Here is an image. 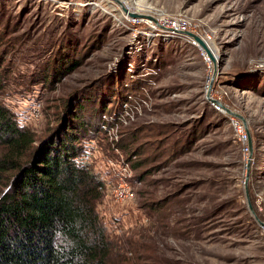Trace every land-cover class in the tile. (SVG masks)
Returning a JSON list of instances; mask_svg holds the SVG:
<instances>
[{
  "label": "rangeland",
  "instance_id": "1",
  "mask_svg": "<svg viewBox=\"0 0 264 264\" xmlns=\"http://www.w3.org/2000/svg\"><path fill=\"white\" fill-rule=\"evenodd\" d=\"M179 14L209 51L152 29ZM0 102L37 144L87 126L127 264H264V0H0Z\"/></svg>",
  "mask_w": 264,
  "mask_h": 264
},
{
  "label": "trees",
  "instance_id": "2",
  "mask_svg": "<svg viewBox=\"0 0 264 264\" xmlns=\"http://www.w3.org/2000/svg\"><path fill=\"white\" fill-rule=\"evenodd\" d=\"M86 127L37 144L0 102V264H127L97 211L104 183L84 161Z\"/></svg>",
  "mask_w": 264,
  "mask_h": 264
},
{
  "label": "built area",
  "instance_id": "3",
  "mask_svg": "<svg viewBox=\"0 0 264 264\" xmlns=\"http://www.w3.org/2000/svg\"><path fill=\"white\" fill-rule=\"evenodd\" d=\"M132 23H137L139 21L138 18H133ZM154 27L152 28L155 31H163V33H167L172 36H183L187 37L191 40L194 45H197V42L187 36V33H195L196 32V24L195 21L189 17L188 15L185 14H179L176 16H167V15H162L159 16L155 21H154ZM216 108L223 112V108L219 104H214ZM234 122V125L237 129V131L240 133V136L242 137L241 140L243 141V144H246L247 136L245 133V129L242 127V125H239L237 121H235V118L232 119ZM246 152H249L248 146L245 148ZM125 191V189H123ZM121 196H124V194H121Z\"/></svg>",
  "mask_w": 264,
  "mask_h": 264
},
{
  "label": "water",
  "instance_id": "4",
  "mask_svg": "<svg viewBox=\"0 0 264 264\" xmlns=\"http://www.w3.org/2000/svg\"><path fill=\"white\" fill-rule=\"evenodd\" d=\"M130 16L131 17H133V18H138V17H141L140 15H138V14H134V13H132V14H130ZM187 36H189V37H191V38H193L197 43H199L205 50H208V47H207V45L205 44V42H204V40H202V38H200V37H198L197 35H195V34H193V33H187L186 34ZM209 51V50H208ZM213 102H216L217 104H219V105H221L219 102H217V101H215V100H213ZM222 106V105H221ZM227 112L230 114V115H232V116H234L235 114L234 113H232L230 110H228L227 109ZM236 116V115H235ZM249 147H250V149H251V151H252V140H251V138H249ZM250 158H252V154H251V156H250ZM246 194H247V198H249V195H248V191H246ZM250 209H251V212H252V214L257 218V216L255 215V213H254V210H253V208H252V206L250 205ZM262 225H264L263 223H261Z\"/></svg>",
  "mask_w": 264,
  "mask_h": 264
}]
</instances>
